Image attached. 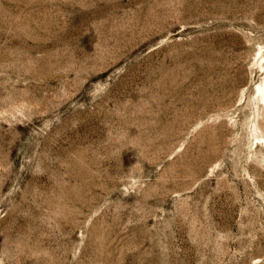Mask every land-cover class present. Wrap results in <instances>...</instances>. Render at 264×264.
Returning <instances> with one entry per match:
<instances>
[{
    "label": "rangeland",
    "instance_id": "obj_1",
    "mask_svg": "<svg viewBox=\"0 0 264 264\" xmlns=\"http://www.w3.org/2000/svg\"><path fill=\"white\" fill-rule=\"evenodd\" d=\"M264 0H0V264H264Z\"/></svg>",
    "mask_w": 264,
    "mask_h": 264
},
{
    "label": "bare ground",
    "instance_id": "obj_2",
    "mask_svg": "<svg viewBox=\"0 0 264 264\" xmlns=\"http://www.w3.org/2000/svg\"><path fill=\"white\" fill-rule=\"evenodd\" d=\"M260 92L264 95V87L259 88Z\"/></svg>",
    "mask_w": 264,
    "mask_h": 264
}]
</instances>
